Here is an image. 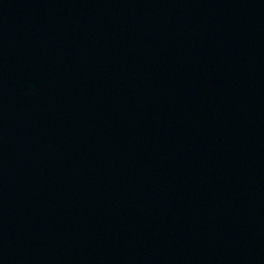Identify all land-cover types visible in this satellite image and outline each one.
Listing matches in <instances>:
<instances>
[{"label":"water","instance_id":"1","mask_svg":"<svg viewBox=\"0 0 264 264\" xmlns=\"http://www.w3.org/2000/svg\"><path fill=\"white\" fill-rule=\"evenodd\" d=\"M0 264H264V0H0Z\"/></svg>","mask_w":264,"mask_h":264}]
</instances>
